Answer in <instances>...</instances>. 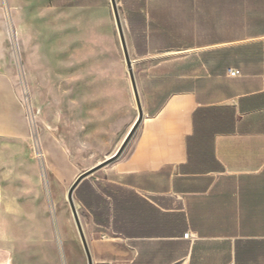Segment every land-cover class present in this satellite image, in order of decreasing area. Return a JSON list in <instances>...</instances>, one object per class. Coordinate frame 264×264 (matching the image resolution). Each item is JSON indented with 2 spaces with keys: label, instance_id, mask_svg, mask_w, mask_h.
<instances>
[{
  "label": "crops",
  "instance_id": "obj_1",
  "mask_svg": "<svg viewBox=\"0 0 264 264\" xmlns=\"http://www.w3.org/2000/svg\"><path fill=\"white\" fill-rule=\"evenodd\" d=\"M116 3L143 118L81 183L93 264H264V0ZM67 9L117 44L112 9Z\"/></svg>",
  "mask_w": 264,
  "mask_h": 264
},
{
  "label": "rangeland",
  "instance_id": "obj_2",
  "mask_svg": "<svg viewBox=\"0 0 264 264\" xmlns=\"http://www.w3.org/2000/svg\"><path fill=\"white\" fill-rule=\"evenodd\" d=\"M75 5L112 9L109 0H0V264H87L68 189L137 118L118 35L114 46L87 34L88 18L66 14ZM108 165L87 184L105 180ZM74 200L91 250L94 226L76 191Z\"/></svg>",
  "mask_w": 264,
  "mask_h": 264
},
{
  "label": "water",
  "instance_id": "obj_3",
  "mask_svg": "<svg viewBox=\"0 0 264 264\" xmlns=\"http://www.w3.org/2000/svg\"><path fill=\"white\" fill-rule=\"evenodd\" d=\"M109 1L111 4V8H112V12H113V16H114V20H115V24H116L118 36H119L120 45H121L123 56H124L126 70L128 73L133 97H134L136 108H137V118H136L135 122L133 123L132 127L130 128L129 132L127 133V135L123 139L119 148L116 150V152L109 159H107L104 162L100 163L99 165L81 173L75 179V181L71 184V186L68 189V192H67L68 205H69V208H70V211H71V214H72V217H73V220H74L77 232H78L79 239L81 241V244H82L85 256H86L87 264H93V261H92V257L90 254V250H89L83 229H82V225L80 223L76 203L74 200V193L84 180H86L87 178L92 176L99 169L103 168L104 166H107L108 164L114 162L117 158L120 157L122 152L125 150L127 144L129 143V141L131 140V138L135 134V132H136V130H137L138 126L140 125L142 118H143V112H142V108H141V104H140V98H139L138 89H137L134 71H133V63L130 59V55L128 52V48H127V44H126V40H125V36H124V31H123L119 11H118V6L116 3V0H109Z\"/></svg>",
  "mask_w": 264,
  "mask_h": 264
},
{
  "label": "trees",
  "instance_id": "obj_4",
  "mask_svg": "<svg viewBox=\"0 0 264 264\" xmlns=\"http://www.w3.org/2000/svg\"><path fill=\"white\" fill-rule=\"evenodd\" d=\"M81 187L82 185L79 186V188L76 190V198L79 202H82V198H81Z\"/></svg>",
  "mask_w": 264,
  "mask_h": 264
},
{
  "label": "built area",
  "instance_id": "obj_5",
  "mask_svg": "<svg viewBox=\"0 0 264 264\" xmlns=\"http://www.w3.org/2000/svg\"><path fill=\"white\" fill-rule=\"evenodd\" d=\"M230 75H233V76H234V75H235V72H230ZM188 236H189V234L186 233V234H185V237L188 238Z\"/></svg>",
  "mask_w": 264,
  "mask_h": 264
},
{
  "label": "bare ground",
  "instance_id": "obj_6",
  "mask_svg": "<svg viewBox=\"0 0 264 264\" xmlns=\"http://www.w3.org/2000/svg\"><path fill=\"white\" fill-rule=\"evenodd\" d=\"M114 22H115V20H114ZM116 25V24H115ZM117 29V28H116ZM118 33V32H117ZM119 37V36H118ZM122 49V48H121ZM126 66V65H125ZM78 233V232H77ZM81 242V241H80Z\"/></svg>",
  "mask_w": 264,
  "mask_h": 264
}]
</instances>
